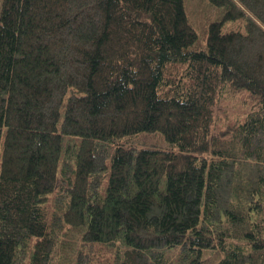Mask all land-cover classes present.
<instances>
[{"label": "trees", "instance_id": "16d2710c", "mask_svg": "<svg viewBox=\"0 0 264 264\" xmlns=\"http://www.w3.org/2000/svg\"><path fill=\"white\" fill-rule=\"evenodd\" d=\"M0 264H264V0H0Z\"/></svg>", "mask_w": 264, "mask_h": 264}, {"label": "rangeland", "instance_id": "374dc122", "mask_svg": "<svg viewBox=\"0 0 264 264\" xmlns=\"http://www.w3.org/2000/svg\"><path fill=\"white\" fill-rule=\"evenodd\" d=\"M233 27V26H232ZM202 29V27H201ZM203 31V30H202ZM244 94H248L247 92H243ZM241 96L235 97H227L225 95L221 100L218 102V105L215 107L217 120L216 121V128H222L226 123H233L236 118L242 119L243 118V107L240 103ZM249 106L254 104V101L251 99L247 100ZM144 137V136H143ZM147 140L151 141L150 139L146 138ZM208 254V253H207ZM208 263H213L215 258L213 254L207 259Z\"/></svg>", "mask_w": 264, "mask_h": 264}]
</instances>
